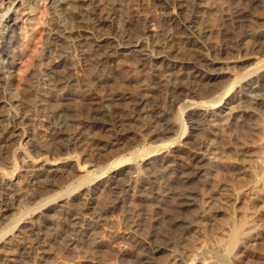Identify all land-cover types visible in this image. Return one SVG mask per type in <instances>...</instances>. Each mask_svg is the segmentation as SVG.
Here are the masks:
<instances>
[{
  "label": "rangeland",
  "instance_id": "obj_1",
  "mask_svg": "<svg viewBox=\"0 0 264 264\" xmlns=\"http://www.w3.org/2000/svg\"><path fill=\"white\" fill-rule=\"evenodd\" d=\"M9 3L0 264H264V89L262 106L238 94L264 87V0ZM248 73L222 107L207 105ZM194 103L208 106L198 118ZM119 160L132 161L113 172ZM246 219L261 225L254 241L228 257Z\"/></svg>",
  "mask_w": 264,
  "mask_h": 264
},
{
  "label": "bare ground",
  "instance_id": "obj_2",
  "mask_svg": "<svg viewBox=\"0 0 264 264\" xmlns=\"http://www.w3.org/2000/svg\"><path fill=\"white\" fill-rule=\"evenodd\" d=\"M10 1V3H9V5H8V7H7V9H6V13H8L10 10H11V8H12V6L15 4V2H16V0H9ZM175 3V2H174ZM3 5H5V0H0V6H3ZM2 18H3V16H2ZM14 21H15V18L14 17H11V19H10V21L8 22V24H7V26H6V28H3L2 29V31H1V27H2V23H1V20H0V56L1 57H3V60L4 61H6V65H7V70L10 72L13 68H14V65H15V59H14V54H15V52H14V46H15V43H16V39H17V37H16V29H15V26H14ZM180 27V26H179ZM190 36V35H189ZM132 38V37H131ZM137 41H133V42H130L129 40H125V39H123L122 41H121V43L119 44V49H121V50H127V49H130V48H135V47H138V43H139V41L136 43ZM117 47V48H118ZM16 48V47H15ZM171 49V48H170ZM146 57H150V53H148V54H144ZM145 57V58H146ZM144 58V57H143ZM144 58V61L146 60ZM142 59V58H141ZM140 59V60H141ZM148 59V58H147ZM150 59V58H149ZM143 61V60H142ZM149 62V61H148ZM142 63V62H141ZM140 62H139V64H141ZM144 64V63H143ZM146 65H147V63H146ZM144 66V65H143ZM194 69H195V72L196 71H198V67H194ZM259 70H260V68H259ZM0 72H1V69H0ZM258 72V71H257ZM257 72H254V73H257ZM8 73V72H7ZM254 73H248L247 75H244V77H242L241 79H237V80H235L234 81V83L232 84V85H230V88H228L227 90H226V93H225V97H223L224 95H221V97L220 98H217V99H214V100H212L211 102H209V103H207V105L208 106H213V108L215 109V108H218L219 106H221V102L223 101V99L224 98H226V96L233 90V86L234 85H236V84H238V83H240V81L241 80H243V79H245V78H248V77H250V76H252V75H254ZM208 74V73H207ZM215 74V73H214ZM204 76V75H203ZM208 77L207 78H212V77H209V76H211V75H207ZM212 76H214L213 78H218L219 77V74H215V75H212ZM5 77V76H4ZM258 80H260V81H263L264 80V73H261L260 75H258L257 76V81ZM257 84H259L258 82H257ZM250 85V84H249ZM247 86V85H246ZM264 89V87H263V85L261 86V85H259L257 88H254L252 85H251V87H249L248 89H247V91L244 89V88H242V90H240L239 92H238V94L239 93H242L243 91H244V93H243V95L245 96V97H247L248 99H252L251 100V103L252 104H255V105H257V106H262L263 105V100H262V98H260L259 97V94L257 95V92L256 91H261V89ZM262 89V90H263ZM235 94V93H234ZM234 97H236V96H234ZM234 97L232 98V99H234ZM238 100V99H237ZM17 103H19V100H17L16 101ZM224 104H226V103H224ZM17 105V104H16ZM206 104H198V105H196L195 103L194 104H191L190 105V107H193V114H191V115H189V117L190 116H195V117H197L198 118V115H199V112L200 111H203V108L204 107H208ZM13 106H15V105H13ZM18 106H20L19 104H18ZM183 106V105H182ZM182 106H180V107H182ZM189 106H187V108H188ZM222 107V106H221ZM3 108V107H2ZM184 110L185 109H187L186 107H182ZM213 109V110H214ZM217 110V109H216ZM179 111H181V109L179 110ZM185 112V111H184ZM17 113V115H18V112H16ZM13 115V114H12ZM10 116V115H9ZM8 116V118L6 117V119L7 120H12L14 117V115L13 116H10L9 117ZM200 116V115H199ZM2 119H3V121H4V118H3V116L0 114V124H1V122H3L2 121ZM198 120V119H197ZM197 120H195V121H190V122H192L193 124H195V125H198V121ZM59 130H60V132H62L61 130H62V126L60 127L59 126V128H58ZM186 130H187V125H186V123H185V120L183 119V131H184V134L186 133ZM62 135H64V132L63 133H61ZM67 137V136H66ZM72 137V136H71ZM180 136H178V138H179ZM177 139V138H176ZM175 139V140H176ZM66 141H67V147L68 146H75V142L77 141V140H75V139H71V138H68V139H65ZM175 142V141H174ZM174 142L173 141H171L170 143L169 142H167L166 144H162L163 145V148H169V147H171V146H173L172 144H174ZM63 144V143H62ZM200 146V145H199ZM154 150V149H153ZM153 150H151V152L149 151V150H147L146 151V153L147 152H149V153H147L146 155H144L143 156V158H148V156H151L152 154H155V153H158L159 151L157 150V151H153ZM160 151H162V149H159ZM132 161V160H131ZM131 161H124V160H119V161H116L113 165H111L110 167H115V170L113 171V172H117L118 171V167H120L121 165H123V164H126V163H128V162H131ZM57 170V169H56ZM109 170H110V168H109ZM120 170V169H119ZM105 171H107V170H105ZM87 175H89V173L87 174ZM86 178L88 179V177L86 176ZM86 178H85V180H86ZM97 178H99V176H97V175H95V176H93V177H91V179H89V180H91V182L92 181H95ZM114 177H111L110 179H109V181L110 182H112L114 179H113ZM83 181V180H82ZM84 185V184H83ZM81 187V186H80ZM72 188V187H71ZM75 188V187H74ZM48 198V197H47ZM187 198V197H186ZM50 200H51V198H50ZM46 202V201H45ZM5 205V201L2 199V200H0V207L1 206H4ZM248 223H249V221H248V219H246L245 221H243V223H241V225L240 226H237L236 228H234L231 232V234L229 235V238H228V240L227 241H225V247H226V255L229 257V256H235L239 251H241V245H240V241H241V239L243 238V240H248V241H252L253 240V231H257L259 228H260V226L261 225H257L255 222H254V224H253V227H251V229L250 230H248L247 228H246V226L248 225ZM188 226V225H187ZM185 228V227H184ZM6 234V233H5ZM257 240V239H256ZM254 241V240H253ZM157 250V251H156ZM156 250H155V253L156 252H158V251H160V248H156ZM186 258H184V257H179V256H176V257H174L172 260H171V262H170V264H186ZM226 261H227V258L225 259H223V264H225L226 263ZM206 262V261H205ZM195 263V260L193 261L192 260V262L190 263V264H194ZM199 264H205L204 263V261L202 262V263H199ZM227 264V263H226Z\"/></svg>",
  "mask_w": 264,
  "mask_h": 264
}]
</instances>
